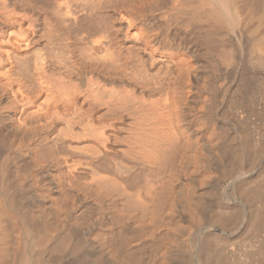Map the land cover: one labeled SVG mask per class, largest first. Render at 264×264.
Instances as JSON below:
<instances>
[{
	"label": "bare ground",
	"instance_id": "6f19581e",
	"mask_svg": "<svg viewBox=\"0 0 264 264\" xmlns=\"http://www.w3.org/2000/svg\"><path fill=\"white\" fill-rule=\"evenodd\" d=\"M233 93L264 117V0H0V264L210 254L253 159Z\"/></svg>",
	"mask_w": 264,
	"mask_h": 264
},
{
	"label": "rangeland",
	"instance_id": "374dc122",
	"mask_svg": "<svg viewBox=\"0 0 264 264\" xmlns=\"http://www.w3.org/2000/svg\"><path fill=\"white\" fill-rule=\"evenodd\" d=\"M236 93V92H234ZM233 93V94H234ZM232 94V100H228L227 104H224L226 107L221 106L219 107V110H221L222 113H224V115H228L230 116L231 113H233V118H237L239 117L237 120L240 121L239 124H241V127L243 126V130L244 133H246L245 136H247V141L249 142L250 140V146H248L250 148V150L247 147L246 150V154L247 155V159H251L253 166L251 167V161L247 160V162L245 163H250V165H248L249 167H251V169L248 167L246 173L248 175V177L250 178L246 183H244L242 185V189L241 191H243L246 196L247 199L245 201L242 202V204L240 205L241 207V211H240V218L237 221L238 223H235L233 226H231L230 228L224 229V230H218V226H215L216 229H214L211 232V241H209L210 243V249L211 252H207L210 253L208 255L206 254H202V258H204L203 260H200L202 258L199 259V261H196V259L194 260L193 264H264V117H260L256 115V112L252 111L250 108H246L244 106V109L241 108V106L243 107L242 104H240L238 106L240 102V100H238V94H234L237 98H235L234 95ZM237 101V102H236ZM234 103H238L237 106L233 105V107L230 105ZM229 103V104H228ZM229 106V107H227ZM225 108V109H224ZM231 111V113H229V109ZM233 108H236L235 110ZM239 108V110H237ZM241 109V111H240ZM243 109V110H242ZM250 109V110H249ZM223 110V111H222ZM226 110V111H224ZM246 110V111H245ZM243 116H239L240 112ZM243 111V113H242ZM248 111V113H247ZM249 113H253L249 114ZM263 113V112H262ZM261 114V116L264 114ZM235 114V115H234ZM231 115V116H232ZM250 115V116H248ZM252 115V116H251ZM235 116V117H234ZM246 116V117H245ZM259 117V118H258ZM235 118V119H236ZM242 118V119H240ZM236 120V121H237ZM237 121V122H238ZM246 131V132H245ZM249 137V138H248ZM262 146V148L260 149V147ZM261 150V151H260ZM248 151H250V156L247 154ZM232 154V152L230 153V155ZM233 156V154L231 155V157ZM249 157V158H248ZM254 161V162H253ZM213 174L215 176H217L219 174V170H215V172L213 171ZM231 179H224V181L226 183H228V181H230ZM225 182L221 183V188L220 190L223 189L224 186H226L227 184H225ZM213 184H210L209 186H206V188H208V190L210 189V186H212ZM213 195H211L210 197L212 198ZM225 195L223 194V190L220 192L219 191V197L220 199L222 198V200H219L218 202H224L226 201V198L224 197ZM209 197V196H208ZM209 197V199L211 200V198ZM215 197V196H214ZM216 199V197L214 198V200ZM249 199L251 202H249ZM213 198L211 201V205H213V207H210V213H212V211H216L213 210L214 208L217 207V204H219L218 202H216L217 204H215ZM216 200V201H217ZM239 199L235 200V201H231L234 204L240 203L238 202ZM252 203V211H253V216L251 217V219L249 220L247 217V213H249L250 210V206ZM215 204V206H214ZM244 204V205H243ZM249 208V209H248ZM246 212V213H245ZM224 216L229 215L228 212H223ZM227 213V214H226ZM219 214L221 215V211H219ZM226 214V215H225ZM223 216V215H221ZM225 218V217H224ZM259 219V220H258ZM188 232V231H187ZM187 232H184V242L181 241V243H183L182 245H180L179 248H181L182 250H180L178 252V256L179 260L176 259L177 262H182V263H170V264H187L184 262L185 259V255L188 254L185 250L187 249V244L188 242L186 240H190L191 237H189L187 235ZM187 235V236H186ZM165 236L166 241H168V237H166L167 235L163 234V238ZM210 237V235H209ZM187 238V239H186ZM190 238V239H189ZM210 240V238H209ZM119 242V241H118ZM163 242H165V240L163 239ZM187 242V243H185ZM120 243V242H119ZM117 243L118 245H116V249L117 247L119 249L116 256L117 259L116 261L118 262L117 264H127V259L126 257H124V247L122 246V244ZM183 246V247H182ZM123 249H122V248ZM186 247V248H185ZM121 249V250H120ZM185 249V250H184ZM192 252H196L195 250ZM181 254V255H179ZM120 255V256H119ZM122 255V256H121ZM184 256L183 257L181 256ZM207 256V257H206ZM206 259V260H205ZM120 263V261H122ZM125 261V262H124ZM196 261V262H195ZM184 262V263H183ZM130 264V263H128ZM147 264V263H145ZM148 264H153V263H148ZM157 264H161V263H157ZM163 264H169V263H163Z\"/></svg>",
	"mask_w": 264,
	"mask_h": 264
}]
</instances>
